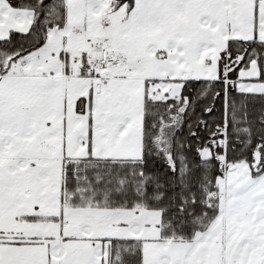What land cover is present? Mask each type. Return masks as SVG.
<instances>
[{"label": "snow or ice", "instance_id": "1", "mask_svg": "<svg viewBox=\"0 0 264 264\" xmlns=\"http://www.w3.org/2000/svg\"><path fill=\"white\" fill-rule=\"evenodd\" d=\"M0 264H264V0H0Z\"/></svg>", "mask_w": 264, "mask_h": 264}]
</instances>
